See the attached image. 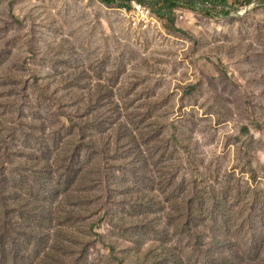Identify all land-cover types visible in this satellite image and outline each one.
<instances>
[{"label": "rangeland", "instance_id": "374dc122", "mask_svg": "<svg viewBox=\"0 0 264 264\" xmlns=\"http://www.w3.org/2000/svg\"><path fill=\"white\" fill-rule=\"evenodd\" d=\"M140 1L0 0L19 264H264V0Z\"/></svg>", "mask_w": 264, "mask_h": 264}, {"label": "trees", "instance_id": "16d2710c", "mask_svg": "<svg viewBox=\"0 0 264 264\" xmlns=\"http://www.w3.org/2000/svg\"><path fill=\"white\" fill-rule=\"evenodd\" d=\"M107 4H113L114 2H118L119 0H102ZM130 1V0H129ZM223 5L228 4L227 0H221L220 1ZM120 4V3H119ZM203 10H207L206 8ZM209 10V9H208ZM158 13H163V11H159ZM12 190H10L8 188V186L6 185V174L4 173V171L1 172L0 174V199L2 202V208H5V211H11L13 208L10 206V204H5L6 201H2L3 199L7 198V201L9 198H12V194L14 192H11ZM6 200V199H5ZM18 205V209H19V215L17 217H15V220L19 221H24L23 220V215L28 212V214H37L38 213V207L37 206H33L30 209H24L23 206H20V203H16ZM192 208V207H190ZM31 210V211H30ZM190 211V209H189ZM4 212V211H3ZM5 215V214H4ZM193 213H189V216H191V218H189L188 220L191 222L193 219L194 220H201L200 222H202V224H204L206 226V234L212 237H216L218 235V221L216 220V218L214 217V214L211 212L209 213L205 208H201L198 207L196 209V215L194 217H192ZM193 218V219H192ZM205 221V222H203ZM14 219H12V221H10L8 219V221L1 219L0 217V264H19V260L20 257L23 255V252H21V247L22 244L25 243L28 244L32 241V238L34 235H32L31 233H27L29 232L28 230H30L31 232H33V230H35L36 228L39 227V224H34L31 223L33 225V230L31 229H27V228H23L21 229L20 227H17L19 222L15 224V226L13 225ZM21 223V222H20ZM38 223V222H37ZM25 224L26 221H25ZM17 228V231H19V233L21 232L23 235V237L21 239H19V243L16 242V240L13 238V230L15 231ZM147 258H145L146 260ZM145 260L137 263V264H146ZM22 261V260H21ZM166 262V260H165Z\"/></svg>", "mask_w": 264, "mask_h": 264}, {"label": "bare ground", "instance_id": "6f19581e", "mask_svg": "<svg viewBox=\"0 0 264 264\" xmlns=\"http://www.w3.org/2000/svg\"><path fill=\"white\" fill-rule=\"evenodd\" d=\"M130 3H133L138 9H141L143 11V18H138V21H146L151 16L150 7L148 8L146 5L142 3V1L130 0ZM127 11H128V7L124 9L125 13H127ZM131 15H132V12H131Z\"/></svg>", "mask_w": 264, "mask_h": 264}, {"label": "built area", "instance_id": "2783aa9c", "mask_svg": "<svg viewBox=\"0 0 264 264\" xmlns=\"http://www.w3.org/2000/svg\"><path fill=\"white\" fill-rule=\"evenodd\" d=\"M128 11L132 12V19L138 20V18H143V11L138 9L133 3H128Z\"/></svg>", "mask_w": 264, "mask_h": 264}]
</instances>
